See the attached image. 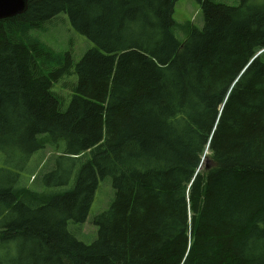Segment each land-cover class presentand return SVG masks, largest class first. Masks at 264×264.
Returning <instances> with one entry per match:
<instances>
[{"label":"trees","instance_id":"1","mask_svg":"<svg viewBox=\"0 0 264 264\" xmlns=\"http://www.w3.org/2000/svg\"><path fill=\"white\" fill-rule=\"evenodd\" d=\"M176 1L28 0L0 20V153L55 154L42 192L0 178V254L23 238L24 264H264V0H194L202 28L183 42ZM60 13L93 45L64 111L52 88L70 55L42 75L28 37ZM106 178L113 199L81 243L68 223Z\"/></svg>","mask_w":264,"mask_h":264},{"label":"rangeland","instance_id":"2","mask_svg":"<svg viewBox=\"0 0 264 264\" xmlns=\"http://www.w3.org/2000/svg\"><path fill=\"white\" fill-rule=\"evenodd\" d=\"M216 3H221L229 6H237L239 0H211ZM173 20L175 27L173 30L174 36L183 42L190 31L191 27L198 29L202 28V13L200 5L194 0H177L173 9ZM26 32L24 33V35ZM19 36L21 34L19 33ZM30 40L36 41L39 45L41 58L37 60V64L42 75H46L50 71L60 66V61L64 59V55L68 53L72 62L71 74L65 75L58 83L53 85L52 92L59 98L60 108L64 111L70 101V88L74 81V65L77 64L82 56L92 48V43L86 40L85 37L75 31L69 22L67 15L60 13L52 19L46 21L41 27L28 31ZM17 38H19L17 36ZM27 40V38H23ZM264 62V57H263ZM72 75V76H70ZM69 99L67 100V98ZM40 155V158L38 159ZM52 155H55L49 146L40 153L37 152L24 162V160L13 157L9 154L0 153V178L4 182L13 184L14 187L26 189L29 191L42 192L41 173L49 172L52 169ZM41 167L42 169L40 170ZM38 168V169H36ZM36 169V170H35ZM203 170V167L201 168ZM18 175V176H16ZM111 178H106L99 182V186L94 192V200L90 206V210L85 223L82 225L69 222L67 229L69 233L81 241V243L90 244L97 237V228L93 225L92 220L101 212L107 209V205L113 199V189ZM34 185H39L34 188ZM72 186L49 188L51 192L62 193L67 191ZM18 214L12 213L6 222L11 219H16ZM28 252H34L31 244L25 242L23 238L16 240L14 243L8 244L6 250L0 254L2 264H21L25 263ZM15 261V262H14ZM31 264H39L31 262Z\"/></svg>","mask_w":264,"mask_h":264},{"label":"water","instance_id":"3","mask_svg":"<svg viewBox=\"0 0 264 264\" xmlns=\"http://www.w3.org/2000/svg\"><path fill=\"white\" fill-rule=\"evenodd\" d=\"M27 2L28 0H0V20L23 14L27 8ZM263 51H260L256 57Z\"/></svg>","mask_w":264,"mask_h":264}]
</instances>
